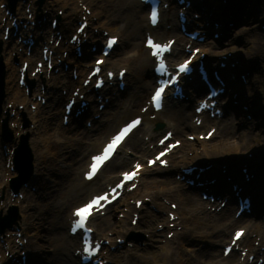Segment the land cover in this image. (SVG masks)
<instances>
[{
	"label": "rangeland",
	"instance_id": "1",
	"mask_svg": "<svg viewBox=\"0 0 264 264\" xmlns=\"http://www.w3.org/2000/svg\"><path fill=\"white\" fill-rule=\"evenodd\" d=\"M38 1L40 0L16 1L13 14L15 17H17V19H21L23 21L25 20V23H23L21 26L22 29L29 21L28 15H31L30 13H28V7L33 6L35 12L38 15H43L42 20L44 22L46 21L49 24L52 18L58 16L60 18L58 25H71V28L66 32V37L68 38L69 35L73 33L74 29H76V22L78 21V18L74 20L73 16L69 13V10L73 6V4H75L80 9V5L83 4L85 8L84 10L90 13V16L88 17V27L85 29L89 36L93 38L98 33H108V35L118 38V46L115 48V50L112 51L109 58L106 59L105 64L107 69L112 67V70L114 72L118 69L126 70L125 92L117 100V104H124L125 102L123 101L130 90L129 82L131 79L128 70V65H130V67L132 65V63H130V57L132 55H136L138 49L134 46L129 47L128 49L124 48V46H122V42H120V34L114 31L109 32L103 31V29L96 28L97 23L99 21H102V19L98 16V13L101 11V6L104 4L103 0H57V2L52 3L50 7H46V3L50 0H42L40 6L36 5ZM220 1L221 0H218L219 4ZM223 1L225 0H222V3ZM234 1L244 2L243 6H240L241 12L240 14H238V22L231 21V23H226L227 25H233V28L231 29L228 26L229 31L226 30L225 34L223 32V39L221 38V40L216 41L213 39L212 34L209 33V37L207 38L205 43H203V45L207 46L213 52L221 51L224 56L229 54L232 57L238 56L237 54H250L251 43L249 41H251L253 44L256 43V41L259 39L257 36L258 33L256 32H264V12L260 13V18H258V22H256V19L253 20L256 17V15L253 14V11H259L260 4H262L264 7V0ZM20 2L28 3L25 4L24 9H22L18 7V4ZM84 10L81 12H84ZM51 11H53L54 14H52ZM67 13L69 14V17L64 18V15ZM175 13L176 10H172L170 15L174 22ZM145 14L146 11H144L141 16H145ZM229 14L226 15L228 17L232 16ZM194 15L199 16L196 12L191 13L190 16L192 17ZM57 28L59 30L58 26ZM234 28H238V30L235 32L238 33L237 38L239 37L238 40L241 42V44L236 47H233L234 51H231V46L227 45L225 40L234 38L233 33H231ZM44 31L45 30L42 27L36 29L34 31V39H45L46 37L44 35ZM225 35L229 37L224 39ZM103 38L104 37L102 36L99 43H103ZM163 39L164 38L158 40L161 41ZM13 40H15V38H13ZM19 40L20 39H18L17 37V43H20ZM10 41H12V39L4 41V43L7 42V44H10ZM141 41L142 40L138 42L139 46L141 45ZM246 41H248L249 44H246ZM65 44L60 43L57 47L59 58L64 59L69 57L70 55V52L68 50H65ZM90 46L91 45L88 44V46L82 49L83 56L86 52L89 53ZM211 46L215 47L211 48ZM34 48L37 49L39 54L40 46L36 45ZM179 48L181 50L183 49L182 42H180ZM1 50L2 45L0 47V51ZM64 52L66 53V56H63L62 53ZM32 56H35V60H30L32 63L31 68L34 67L33 64L39 59V55L36 56L34 53L31 52V57ZM95 57L97 56H92L91 60ZM213 57L214 58L211 62V65L213 64L214 67H216L219 65V60L218 57ZM183 58H185V55L179 59L181 60ZM58 61H60V59H57L56 57L55 65L58 64ZM1 62H3L2 59ZM19 62L20 61L17 60L16 63ZM85 62V60H81L82 65ZM90 65L91 62L88 68L84 70L82 78L88 72ZM151 66L152 64L150 63L148 67L149 71L151 69ZM250 66L256 74L249 71L246 80V83L248 84L246 85L245 83V86H241L242 88L240 87L244 99L239 98L238 103H242L240 104V106L235 107V112H239V115L237 113L236 118L233 119L226 113L225 116H223L219 120L221 124L225 125L228 122H231V125L229 126L228 124L227 128L229 127L234 131V136L226 135L227 138L223 139L220 138L217 133H215L207 141L200 140L199 136H204V133L208 130V128H204L201 133L197 136L186 135V145H183L182 143L180 147H178L171 153V155L167 158V168L161 169L158 167H154L152 169H147L148 172L146 174H142L139 177L138 186L133 192L125 194L121 199L118 200V202H116L113 206L107 209L105 215H96L94 219L90 222V225L94 230V237L96 239L107 240L109 241V243L112 244L116 243L117 240L125 241L124 244L117 246L118 249L112 252V255L108 257V264H256L257 259L263 260L264 264V224L261 223V218L264 217V211H261L264 205V197L262 195L264 191V170L261 165L262 157L264 154V55L252 59ZM67 67V70H65L64 72L72 68L68 63ZM241 68H243L244 71L246 70L244 67ZM244 71H239L240 73L237 74L236 77L238 76L239 79L240 75L244 76L246 74ZM3 72V87L5 90V84L8 79L7 72L5 73L4 70V66ZM64 72L62 71V67L60 66L57 67L56 72L51 71L47 75H45V73H42L41 76L44 77L47 82L49 81L48 83L50 84V86H52V88L57 87L61 95L63 91L62 86L57 85L56 82L63 79ZM73 72H75L76 76L79 73H77V69H73ZM255 75H257V77H255ZM70 76L71 73L69 70L68 77ZM132 77H134V75ZM37 80L38 76L35 77L34 80H32L34 82L33 89L38 84ZM150 83V89H152L153 80H150ZM52 88H50L51 92ZM69 90L72 89L70 88ZM111 90H114L113 93L116 92L117 87L115 84L113 85ZM44 91L46 92V90H44V87H40L41 94H43ZM257 93L261 94L262 98L255 96V94L257 95ZM30 95H32V93H25V96L27 97ZM147 95L148 94H145L141 100L136 102L135 108L133 107L130 109L132 110V114H130V116L126 120L130 119L133 114L135 115L138 111H140L141 106H143L144 102L146 101ZM110 96L113 98L112 95ZM229 98H231L230 95ZM5 99L6 96L3 91V95L0 101V112H3L4 118L0 120V134H3L2 127L3 122L5 120H7L6 127L8 129L9 134H4V137L0 136V139L3 141L4 144L8 143L14 137L20 138L18 139V145L14 147V150L17 149L22 144V142H26L27 147L29 148L30 153L32 155L31 173L29 175L28 180H30V176L33 179L41 180L40 182L37 180L36 182H29V185L27 184V180V182L25 183L26 186H23V188L29 194V197L32 199V204L36 205V212H34L33 219L35 223L33 227L35 228L30 229L28 231L30 235H37L36 239L33 238L30 240L34 243H37L38 251L35 260H37V264H53V250H57L59 246L58 236L60 235L62 238H65L66 221L71 209L81 205L88 198L87 194L91 193V191L94 194H98L103 191L104 183L107 180L110 182L111 185L117 180L119 172L131 168L134 159L130 160L127 166H125V168L115 169L114 165L118 161H120L121 156H127V154H131L133 157V153L129 145L136 138H143V132L141 130L144 128V126L137 130L134 135L128 141L125 142L123 147L118 151L115 159L102 170V172L95 179V181H93L92 183H83V165H85L87 161H80L76 169L80 165L82 166V168L69 174L67 176L69 177V179L66 178L68 182L62 183V185L57 188L56 185H53L54 182L55 184L58 182V173L52 171L48 174V176L39 178L40 174L34 171L36 170V162L35 153L33 151L31 142L34 139H37L38 136L34 131V125L32 124L31 118L37 117V119L44 121L45 125L49 129L50 134L54 137L59 138L61 141H65L66 137L68 138L70 136L69 133L72 130L79 131L81 133V130L83 129L82 127H85V125L90 122L91 119H89V121H86L85 117H83L78 121H72V123H70L68 126H61L60 116L58 117L57 122L53 118L54 113L52 111V107L54 106V100L52 99V95L43 97L42 99L45 101L44 103H42V100L41 102L40 100L35 101L33 97L34 105H29L27 107V111L24 110L22 105H18V109L21 113V116L15 117L14 111L10 110L11 105L7 104V101ZM225 99H227V95ZM46 102L48 103L45 104ZM64 102L65 100L60 103V110ZM221 102L226 101H219V103ZM37 104H40L41 107H37ZM115 104L116 103H114V105ZM183 105H187L186 107L190 109L188 114L191 115L193 105L190 104V102H183L180 104L181 107ZM242 106L247 107L248 111L246 112V114L252 117V119L248 122H246L247 115L245 114V112H242ZM259 108L263 111L258 114H255V109ZM251 109L254 110L255 116L251 113ZM166 110L167 109L165 107L163 112H161V114L159 115V118L164 116L166 117L168 115V112ZM104 111L107 112V115L108 113L113 114L115 112L114 106H109V108H106V110ZM256 115H259V117H263V119L257 122ZM93 116H95L94 113H92V117ZM148 117L149 120H152V116H150V114L148 115ZM15 118L16 120H21L18 131H16L17 128L15 127V124L11 121ZM59 127H61V130H58ZM241 127H246L247 129H241ZM99 128V125H94V131ZM24 130H28L30 132L34 131L35 134L31 135L23 133L21 137L18 136L19 132H22ZM152 131L155 132L153 138L155 142L158 138L162 136L166 129L161 128L159 130H155L154 126ZM249 132H254V137L253 139L248 141L247 144L245 142V144L243 145L242 140L243 138H249L247 136ZM189 136H192L194 139L192 141H189ZM57 138L53 139L56 140ZM144 140L146 141L147 148L151 150L150 154L147 156L149 157L155 152V150H152L154 143L149 145L147 142L148 137H144ZM224 143H227L228 145L225 146ZM0 148L3 150L4 146L0 145ZM238 150L239 153H237ZM65 151H67V155H65L67 161L60 160V162L58 163V165L61 166L62 169L70 165L69 159L70 156H72V150L70 151V149H66L64 150V153ZM69 152H71L70 155L68 154ZM203 152H206L209 157H212L211 160L216 164L214 170L221 174L223 180H225L226 178L229 179L228 176L233 174V177L237 180V182L243 184V186H246L248 189H250L252 193L256 195V197L257 194L261 195L259 198H256L254 196V213H259L257 218L255 215L254 218L252 216L249 218L246 217L235 220L233 218V214L236 210L235 202L230 206V208L227 204L220 212L216 213L212 209L216 208L218 202L211 204L207 200L203 201L198 191L187 188L185 183H181L180 186L175 183L177 182L176 176H180V168H187L189 166H192V164L202 163L196 158L199 157L200 159H202ZM87 153H85L84 156L80 157L79 159H85ZM243 165H245L246 167L243 168ZM2 166L3 163H1V167ZM241 169H246V174L253 175V179H251L250 183H245L243 181L242 178L245 174L241 173ZM255 170L257 171L256 173ZM25 175L26 173H22L21 176L16 172V175L8 180L9 185L11 187L16 186L20 190V188H22L21 179L26 178L27 176ZM43 175L46 174L44 173ZM80 183L82 185H80ZM230 186L231 183L228 182L226 186V191H218L223 193V198L228 199L230 197L229 193H227L230 190ZM77 192H80L82 194L79 197L75 198V194ZM11 196L12 198H14L12 194ZM72 196H74V198H72ZM18 199L21 202L20 206H26L25 199L22 194H20V196L18 195ZM141 200L143 201V205L135 209V202ZM67 201L70 202V205L68 206V208L64 209L61 204L66 203ZM170 205L176 206L177 210L173 211ZM1 206L2 202H0V207ZM169 213L175 214L177 216V220L175 222L169 220ZM22 214L23 213L20 212L17 207H7L0 216V227L3 228V233L8 232L10 230L7 228L8 222L6 221L14 219L17 222L21 219ZM133 214L139 215V219L135 225L131 223V218ZM121 215H123L124 218L120 217ZM36 222L39 223L37 224L38 226H36ZM230 222H233V224H230ZM11 228L15 229V227L13 226ZM61 229L63 231H61ZM220 229L222 230V232L218 233L217 231ZM235 229L245 230L244 239L241 241L240 245L241 248H248L249 254L254 256V259L251 262L247 261V256H242V253H240L241 251H239V253L237 254L232 252L228 257H222V247L228 244L231 237V233ZM181 233H185V239L183 240L180 236ZM123 234V238L120 239ZM169 234H172L171 238H168ZM215 234L218 235L215 236ZM69 242H72L73 244H78V238L67 237L66 243L64 242V248L66 251L67 249H69L67 246V243ZM15 243L17 244V241ZM111 247L115 248L116 245L110 247L105 246L102 256H105V254L110 251L109 249ZM72 253L73 248L69 249V255L65 254L64 257H61L60 262H62V264H68L69 260L66 259L70 257ZM73 264H77L76 259H73Z\"/></svg>",
	"mask_w": 264,
	"mask_h": 264
},
{
	"label": "bare ground",
	"instance_id": "2",
	"mask_svg": "<svg viewBox=\"0 0 264 264\" xmlns=\"http://www.w3.org/2000/svg\"><path fill=\"white\" fill-rule=\"evenodd\" d=\"M54 2H57V0H50L49 2L46 3V7H50L51 4ZM103 2L104 4L101 6V11H100L101 13L100 12L98 13V16L102 19V21H99L97 23L96 28L103 29V31H109V32L114 31L120 34L121 36L120 42H122V46H124V48H127V49L129 47L134 46L138 49V52H136V55H132L130 57V63H132V65L131 67L130 65H128V70L130 74V79L132 81L130 80L129 82L130 90L126 98L123 101L125 103L117 104L118 98L121 97L123 93H119L117 91L116 92L117 97L115 96L116 98L115 97L112 98L110 94H112L114 90H111L110 86L105 87L101 91H99V93L97 94L98 96L102 97V100H104L105 98H109L105 108L101 111V113L96 111V108L98 106L96 98H95L96 94L93 91L90 92L91 95H87L85 93L86 89H92V83H90L85 88L81 86L87 73L84 75L83 78H82V74L84 70L88 68L90 62L91 64L93 63L94 58L92 60L91 58L94 55L93 53L86 52L84 57L82 58V60L86 61L83 65L81 64L80 59L75 56V53L73 55L72 52L74 51L75 45L68 44V42L67 44H65L67 40L66 32L71 28V25L69 26V24H67V26H64L63 24H61V25H58L59 30L58 28L52 30L50 27V23L48 24L45 21V22H41L38 26V27L44 28L45 30L44 35L47 38L42 39V40L38 39L37 46H40V52H41V47L43 46H45L49 51L53 52V54L51 55V60H52V63L55 69L59 67L57 65H54L56 61L55 60L56 58L54 59V56L58 55V50L57 48H55V45H54L55 41L57 40L55 33L59 32L61 35L60 43H64L66 45L65 50H68L70 52V55L69 57L65 59L63 58H57V59H60V61L65 64L67 63L70 64V66L72 67L71 69H69L70 73L73 71V69H77V73L79 72L77 75V78L73 80L71 76L68 77L69 70L66 72L62 70L64 72V77L62 80L57 81L56 84L62 86V89L65 92L64 95L62 94L60 95V92L58 91L57 87L52 88V86H50V84L48 83L49 81L47 82L44 79V77H42L41 75H38V80H37L38 84L34 87V89L33 88L31 89V87H27V89H29L28 92H30V94L32 93V95H30L31 97L25 96V88L19 87L17 83H18V78H19V69L23 62H27L28 80L29 81L32 80L31 75L29 74L32 63L29 57L26 56V52H27L26 46H23L22 44H18L16 39L10 41V44H7V42L4 43L3 37H2L3 34H2V31H0V34H1L0 45H2V50L0 51V60L2 59L3 61L2 64L4 66L5 73L7 72V79H8L6 81L5 90H4V94L6 96L5 100L7 101V104L11 105L10 110L14 111L15 117L21 116V113L17 108L18 105H22L24 110L27 111V107L29 105H34L33 97H34V100L36 101L37 96H40L41 98H43L45 96L52 95V99L54 100L53 101L54 106L52 107V111L54 113L53 118L55 119L56 122L58 121L59 116H60V122H61L62 116L64 114L63 105L60 110V103L63 102V100L67 101L68 99H70L72 97V92H74V90H76L77 88L79 89L78 94L83 95V100L89 102L88 109H86L81 116H78L77 120L83 117H85L86 121H89V119H91L90 128L82 127L83 129L81 130V133L75 130L70 131V133L68 132L71 137L70 136L68 138L66 137L65 141L64 140L61 141L59 138L51 135L44 121L37 119V117L31 118L32 124L34 125L33 126L34 131L36 132L38 136L37 139H34L31 142L33 151L35 153V162H36V165H35L36 170L34 171L40 174L39 178L48 176V174L51 173L52 171H55L56 173H58V176H57L58 182L56 184L54 182V185H53V186L56 185L57 188H59V186L62 185V183L68 182L66 178L69 179V177H67L69 174L82 168V166L80 165L76 169L80 161H88V157L90 155H93L98 152V150L100 149V146L104 143V141H106V139L111 135V133H113V131L118 126L122 125V123H124V120L126 121V119L130 116V114H132L131 113L132 110L130 109L133 107L135 108L136 102L141 100L144 97V95L148 94V92L151 90L150 80H153V77H152L151 70L149 71L148 67L150 63L153 64V61L148 57L147 50L143 48L142 46L145 34L149 33L150 35L154 36L157 40L162 39V38H164L163 40H167L171 38L176 40V43L173 45V49L168 57V62L171 65L178 63L177 60L185 55L184 51L179 48L180 42H182L185 39L180 33H178L176 23L170 17L171 11L173 9H179V7H177L174 1L172 2V0H164V2L168 3L170 7L162 11V16H161L162 19L160 23L161 25L156 26L155 29H151L147 26L145 16H141V14L144 11H147V7L140 5L137 2V0H103ZM192 2L194 3V6L196 7L197 10H202L204 12V16H205L204 22H207V20L208 22H212V21L218 22V24L220 25L219 30L222 32V34L223 32L225 34L226 30L229 31L228 25L226 23H231V21L238 22V14H240L241 12L240 6H243V3H244L241 1L235 2L234 0H225L224 3H222V0H221L220 4L218 0H192ZM27 3L28 2L26 3L20 2L18 4V7L24 9L25 4ZM0 4L5 5L3 8H0V29H1L2 27L10 25V20L8 16L5 15L4 12L8 10L11 13L12 10L10 6L7 4V0H0ZM80 6H83V4H81ZM28 8H29L28 13H30L32 17H35L37 13L35 12L34 7L29 6ZM81 11L82 10L79 7L73 4V6L69 10V13L73 16L74 20L77 18L78 20H80L81 19L80 16L82 15ZM261 12H264V7L262 4H260L259 6V11H256V10L253 11V14L256 15V17L253 20L256 19V22H258L259 21L258 18H260L259 16ZM51 13L54 14L53 11H51ZM226 14H229L232 16L228 17ZM12 16H14L13 13H12ZM68 17H69L68 13L64 15V18H68ZM2 19L4 20L2 21ZM26 21H27V18H26ZM30 21H32V19H30ZM167 25H169V29L165 28ZM230 28L232 29L233 27H230ZM31 29L32 30H29L28 32H25L24 30L20 29L18 33H20V36L21 35L23 36L26 33L30 35V34H33V31L35 30V28L31 27ZM207 30L211 31L210 28H208ZM237 30L238 28H234L231 31V33H233L234 38L226 39L229 37L227 35H225L224 37V39H226L225 40L226 44L231 46L232 48L231 51H234L233 47H236L239 44H241V42L238 40L239 37L237 38L238 33L235 32ZM83 32H85V36L83 37L79 36L81 40V43H80L81 49L88 46V44L89 45L98 44L100 42V39L103 36L102 34L98 33L96 36L92 38L91 36L88 35L86 31H83ZM256 33H258L257 36L259 38L256 41V43L253 44L251 41H249L251 43V46H250L251 53L244 54V55L237 54L238 56L226 57L225 61H227L228 63H237V64H235V66L232 69H226V71H222V70L219 71V74H221L223 77H227L225 78V83L227 84V88L231 89L230 94L234 93V91L232 90V88L234 87L232 86L235 84L236 86L238 85L237 80H234V81L230 80V76H235L237 72L244 71L243 68L241 67H244L246 69L245 72L250 71L252 73H255L254 70L250 66L251 61L252 59L257 58L258 56L260 57L264 55V32L257 31ZM50 40L52 41V43L49 42ZM140 40L142 41H141V45L139 46L138 42H140ZM249 42L246 41V44H249ZM192 44L194 45V47L200 49V53L205 54L206 59L204 58V61H203L204 64L210 65L214 58L213 56L215 57L224 56V54H222L221 51L213 52L211 49H209L207 46L203 44L198 45L197 43H194V42H192ZM213 47L211 46V48ZM31 52L34 53L36 56L39 55V59H40L41 53L38 54V51L36 48H31ZM198 57H199V54H197L196 59H199ZM17 60L20 62L16 63ZM105 61L102 64V67H101L102 70L103 71H106V70L113 71L112 67L108 69L106 68ZM32 69L33 68H31V71ZM118 70H115V72H117ZM89 72L90 71H88V73ZM133 75L134 77H132ZM255 77H257V75H255ZM114 81L116 80L114 79ZM116 85H117V82H116ZM40 87H44V90H46V92L44 91L43 94H41ZM50 88H52V92ZM70 88L72 90H69ZM196 88H197L198 94L202 95V92H204V89H203L204 86L199 83L198 79L196 80ZM185 92H186V97H187L186 102H191L192 96L188 93L189 89H186ZM195 93L196 92H194L193 94ZM255 96L262 98V95L259 93H257V95L255 94ZM236 98L244 99L241 93H238ZM227 99H228V95H227ZM75 100L77 104L78 99L75 98ZM192 102H196V101H192ZM47 103L48 102H46L45 104ZM114 103L116 104L114 105ZM180 104L181 103L179 102L173 103L167 100L165 106H166V109H167L166 111L168 112V115L166 117L164 116V117L159 118V115L161 114V112H163V110L160 113L155 114V117L153 120H149L148 115L144 114L143 124L139 125V127L136 128V130L137 129L139 130L140 128L144 126V128L141 130L143 132V138L142 139L136 138L129 145L131 147L133 157L131 154H127L128 157L121 156L120 161H118L114 165V168L115 169L125 168V166H127L129 161L132 159H134L133 162L138 161V163H140L144 160L145 157H147L150 154L151 150L147 148L144 137H148L147 142L149 145H151L152 143H155L153 139L155 132H153L152 129L156 124L161 125L162 128L166 129V131H171L173 133L174 139L180 141L181 144L183 143V145H186V140H185L186 135H193V136L196 135L197 136L198 134L201 133V131L204 128H208V129L214 128L215 129L214 134L217 133V135L223 139L227 138L226 135L228 136L235 135L234 131L231 128L229 127L227 128L228 124L229 126L231 125V122L230 123L228 122L225 125V124H221V122L217 121L216 119L210 120L209 118L203 115L200 116V118L202 119L201 125L199 127L195 126L192 123V118L194 117L193 113L189 115L188 113L190 109L186 107L187 105H183L181 107ZM109 106H114L115 112L113 114L108 113L107 115V112H105L104 110H106V108H109ZM221 106L223 107V104H220L217 107L221 108ZM37 107L40 108L41 105L37 104ZM262 111L263 110L260 108L255 109V114H258ZM92 113H94L95 115H100L99 120L95 121L94 119H92ZM237 113L239 115V112ZM251 113L255 116L254 110L251 109ZM136 115H139V111L137 112ZM256 117H257V122L263 119V117H259V115H256ZM3 118H4L3 112H0V120H2ZM11 121L15 124V127L17 128L16 131H18L21 120L20 119L16 120L15 118L14 120H11ZM94 125H99L100 128L94 131ZM241 129H247V128L241 127ZM58 130H61V127H59ZM34 131L33 132L32 131L30 132L28 130H24L22 132L20 131L18 136L21 137L23 133L33 135L35 134ZM133 135L134 133L133 134L131 133L124 140V142L118 147L117 151H119L123 147V144H125V142L128 141ZM247 136L249 137L248 139L243 138L242 140L243 145L245 144V142L247 144L248 141L253 139L254 132H249ZM53 138H57V139L54 140ZM18 139L20 138L14 137L8 143H4V144H3V141L0 139V145H6L5 151L0 148V202H2V206L0 207V216L5 211V209L9 206L17 207L20 210V212L23 213L21 216V219L18 220L13 226L15 227V229H18L17 231L15 229L9 230L8 232H4V233L0 231V255H1L0 264H16V263H12L10 260H8V258H5V253L11 254L12 258H14L17 261V263H20V258H21L20 252L21 251H26V264H37V260H35V257L37 256V251H38L37 243L30 241L33 238L36 239L37 235L36 234L30 235V233L28 232L30 229L35 228L33 227L35 224L33 219H34V212H36L35 211L36 205L32 204V199L29 197V194L27 193V191L24 188H21L18 193L23 195L26 206H20L21 202L19 201L18 196L15 198H12L10 194V191H12V188H10L11 186L9 185V182H8L9 179L13 178L16 175V170L14 169L13 171H10L9 167H12L14 165L13 163L14 156L11 155V151L13 150L15 146L18 145ZM224 145L227 146L228 144L224 143ZM66 149H70V151L72 150L71 151L72 156H70V159H69L70 165L62 169V167L59 166L58 163L60 162V160L67 161V159L65 158V155H67V151H65L64 153V150ZM117 151L115 152L111 160L108 161L99 170V172L93 179L94 181L99 176V174L102 172V170L115 159L117 155ZM4 152H8V154L5 156L3 154ZM71 152H69L68 154L70 155ZM85 153H87L86 158L83 160L82 158L79 159L80 157H83ZM237 153H239V150L237 151ZM211 158L212 157H209L206 152H203L202 159L204 160L200 159L199 157L196 158L198 161L202 162L200 163V165L202 164L201 166H205V167L207 166L206 169L203 170V172L200 174V177L197 180V182L203 183L204 189L208 188L209 190L212 188L214 189L213 191L216 190L217 191L216 193L222 190L226 191L227 183L225 180H223L221 174H219L218 172L214 170L216 164L211 160ZM1 163H3L2 167H1ZM7 164H9L8 169L6 167ZM192 165L195 166V164H192ZM123 171L125 170H122L121 172ZM147 172H148L147 168L144 167V169L141 171V175L146 174ZM256 172L257 171L255 170V173ZM44 173L46 175H43ZM180 175H181V172H180ZM233 176H234L233 174L229 175L231 179L234 178ZM207 179L208 181L215 179L217 182V185L207 184V181H206ZM36 180L39 182L41 181L40 179H33L31 177L29 182H36ZM175 183L180 186V182H175ZM80 185L82 184L80 183ZM108 185H110V182L107 180L104 183V188ZM81 194L82 193L77 192L75 194V198L79 197ZM252 194L256 197L254 193ZM87 195H88L87 199H89L91 196L96 195V194L92 193L91 191V193H88ZM232 195H233L232 192H230V197L227 199L229 208L235 202V198ZM262 195L264 197V191ZM260 196H261L260 194H257L256 198H259ZM72 198H74V196H72ZM69 203L70 202L67 201L66 203H62L61 206L64 209H66L70 205ZM72 210L73 209H71V211ZM71 211L68 216L69 219L71 217ZM261 211H264V205ZM93 218L94 216H92V219ZM68 221L69 220L66 221L67 226H68ZM37 224L39 223L36 222V226H38ZM230 224H233V222H230ZM61 231L63 230L61 229ZM217 232L221 233L222 230L220 229ZM18 233L20 234L19 237L17 236ZM217 235L218 234H215V236ZM123 236L124 234L120 237V239H122ZM180 236L182 240L185 239V233H181ZM67 237L69 238V236L67 235V231H66L65 238L67 239ZM65 238L64 237L62 238L60 235L58 236L59 246L57 250H53V256H54L53 264H62V262H60L61 257L62 256L64 257L65 254L69 255L68 254L69 249L73 248V252L76 249H78L77 244H73L72 243L73 241H72V242L67 243V246L69 249H67L66 251L64 248V242L66 243ZM23 240H25V242H23ZM16 241L21 242L23 244V247L22 248L19 247L18 244L15 243ZM110 245L112 246L117 245V243L116 244L111 243ZM110 255H112V252L106 253L105 254L106 257L104 259L107 260ZM73 259H76V258L74 257L72 253V255L68 257L66 260H69V263L73 264Z\"/></svg>",
	"mask_w": 264,
	"mask_h": 264
},
{
	"label": "snow or ice",
	"instance_id": "3",
	"mask_svg": "<svg viewBox=\"0 0 264 264\" xmlns=\"http://www.w3.org/2000/svg\"><path fill=\"white\" fill-rule=\"evenodd\" d=\"M156 18H157V13L155 11H153L152 15H151V19H152L153 23L156 22ZM149 45L154 46L158 50H162L160 45H158V44L153 45L152 41H149ZM109 46H111V42H110ZM157 54H158V52H153V55H157ZM188 68H189V62H186L185 64L181 65L179 72H181V73L186 72L188 70ZM159 70L162 73L166 71L163 63L160 64ZM175 79L176 78L173 77V80H172L173 83L175 82ZM168 84H169L168 81H164L163 84H161V86H159L157 88L154 96L152 97L153 101L155 102V104L157 106L160 105L162 96L165 93L166 86ZM137 124H139V121H134L131 124H129L128 126H126L125 128H123L115 137H113L111 142L105 146L102 154L93 157V162L90 166L91 167V173L94 174L96 171H98L101 167L104 166V164L112 157V155L114 154V152L116 151L118 146L121 144V142L128 135V133ZM161 155H164V153H161ZM150 163H154V162H150ZM139 168H140V165L137 164L135 166V169H136L135 171H133L131 173H125L123 176V181L127 182V181L133 180L135 178V176L137 175ZM89 178H91V174H90ZM119 187H123V183L120 185H117V188H119ZM109 195L110 194H104L101 196H97V197L93 198L90 202H88L85 206L78 208L74 213V215L79 218L78 221L76 222V224L74 225V230L76 228H84L86 221L92 215V211L94 209H99V207H101L102 201H108ZM240 235H241V233H237L236 234L237 238H239ZM88 250L89 249L86 247L85 251H88Z\"/></svg>",
	"mask_w": 264,
	"mask_h": 264
},
{
	"label": "water",
	"instance_id": "4",
	"mask_svg": "<svg viewBox=\"0 0 264 264\" xmlns=\"http://www.w3.org/2000/svg\"><path fill=\"white\" fill-rule=\"evenodd\" d=\"M12 9V6H10ZM3 92V72H2V65L0 61V96ZM31 162H32V156L29 152L28 147L26 146V143L23 142L20 146V148L16 151V157H15V165L17 171H20L21 169H25L26 167L31 170ZM263 166H264V156H263Z\"/></svg>",
	"mask_w": 264,
	"mask_h": 264
}]
</instances>
